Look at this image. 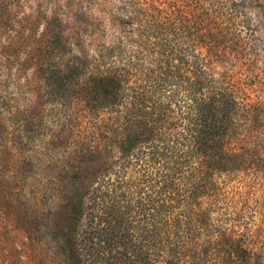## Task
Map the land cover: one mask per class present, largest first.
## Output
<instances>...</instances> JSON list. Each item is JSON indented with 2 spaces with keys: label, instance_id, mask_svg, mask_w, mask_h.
I'll return each instance as SVG.
<instances>
[{
  "label": "trees",
  "instance_id": "1",
  "mask_svg": "<svg viewBox=\"0 0 264 264\" xmlns=\"http://www.w3.org/2000/svg\"><path fill=\"white\" fill-rule=\"evenodd\" d=\"M23 2L0 0V203L57 199L56 236L74 264L261 258L257 230L241 225L232 197L264 162V80L245 53L247 37L259 46L264 0H129L126 34L97 54L67 47L62 28L37 34L33 12L17 10ZM2 63H45L54 136L97 122V151L78 147L44 176L51 148L34 149L42 133ZM80 81L79 110L59 96Z\"/></svg>",
  "mask_w": 264,
  "mask_h": 264
},
{
  "label": "rangeland",
  "instance_id": "2",
  "mask_svg": "<svg viewBox=\"0 0 264 264\" xmlns=\"http://www.w3.org/2000/svg\"><path fill=\"white\" fill-rule=\"evenodd\" d=\"M23 1V5H19L17 10L19 13L23 12L22 17L33 12L29 19L33 21L37 34L56 32L62 28L64 38H67L66 46L74 51L97 54L100 46H109L110 42L125 35L128 30L120 21L126 20V15L130 13L129 0ZM251 17L254 21L259 19L253 10ZM258 38L259 46L247 37L245 53L252 63L248 69L255 77L264 80V31ZM40 45L44 47L45 42ZM2 64L6 67V73L10 74V83L19 82V104L30 107L33 130L42 133L37 136L39 140L35 142L34 149H40V145L51 148L52 162L45 160V164L39 166L44 176L50 177L58 169H62V165L67 164L66 157L68 161L72 156L75 159V150L78 147H89L97 151V122L86 134L79 135L72 129H66L59 137L54 136L58 127L53 122L55 105L44 95L41 74L38 71V67L45 63ZM10 90L14 91L11 85ZM85 91L81 81L72 82L59 97L69 103L76 101L78 104H73L72 107L80 110L82 104L79 99ZM38 123L41 125L38 126ZM80 156L81 154L79 158L85 164L88 156ZM260 165L256 174L243 175L241 183H235L238 192L232 197L236 202L235 206L243 212L241 225L258 231L255 238L257 237V245L263 251L261 258L255 256L251 261L242 260L239 262L241 264H264V162ZM89 171V175L95 173L97 164ZM56 201L54 199L46 206L36 207L4 206L0 203V264H74L63 253L60 238L56 236L58 227L62 225Z\"/></svg>",
  "mask_w": 264,
  "mask_h": 264
}]
</instances>
